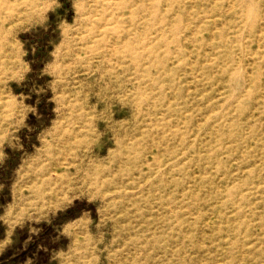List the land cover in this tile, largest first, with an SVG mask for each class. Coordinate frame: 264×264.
<instances>
[{
  "label": "rangeland",
  "instance_id": "obj_1",
  "mask_svg": "<svg viewBox=\"0 0 264 264\" xmlns=\"http://www.w3.org/2000/svg\"><path fill=\"white\" fill-rule=\"evenodd\" d=\"M0 264H264V0H0Z\"/></svg>",
  "mask_w": 264,
  "mask_h": 264
},
{
  "label": "bare ground",
  "instance_id": "obj_2",
  "mask_svg": "<svg viewBox=\"0 0 264 264\" xmlns=\"http://www.w3.org/2000/svg\"><path fill=\"white\" fill-rule=\"evenodd\" d=\"M140 8H141V6H140ZM247 77H248V76H247ZM60 159H64V157L56 158V159H55L56 163H58ZM59 177H60V176H59Z\"/></svg>",
  "mask_w": 264,
  "mask_h": 264
}]
</instances>
